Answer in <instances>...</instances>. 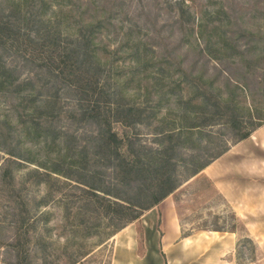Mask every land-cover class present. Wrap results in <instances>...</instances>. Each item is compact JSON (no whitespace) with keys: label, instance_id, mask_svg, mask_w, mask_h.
Returning <instances> with one entry per match:
<instances>
[{"label":"rangeland","instance_id":"rangeland-1","mask_svg":"<svg viewBox=\"0 0 264 264\" xmlns=\"http://www.w3.org/2000/svg\"><path fill=\"white\" fill-rule=\"evenodd\" d=\"M14 1L0 0V15L20 25L5 29L12 44L0 56L9 67L0 72V264H69L76 251L83 255L76 264H110L115 224L103 210L90 203L84 221L74 224L81 174L64 153L96 170L101 187L114 179L106 157L94 156L96 121L103 120L80 116L77 99L91 98L93 90L97 111H106L115 91L124 107H139L129 125L113 128L145 149L159 145L162 132L175 131L202 96L212 107L232 93L242 106L233 111L237 123H227L231 114L222 111L204 126L208 137L174 145L172 158L181 153L186 161H177L173 177L182 179L192 153L202 151L199 162L246 129L245 107L264 111V0H19V11L32 9L35 21L10 15ZM36 30L38 38H31ZM81 32L89 33L90 65L81 51L64 53ZM42 96L35 125L39 107L32 113L33 106ZM168 140L173 137L162 142ZM59 157L64 160L54 166ZM240 245L252 264H264L257 244L243 238Z\"/></svg>","mask_w":264,"mask_h":264},{"label":"crops","instance_id":"crops-1","mask_svg":"<svg viewBox=\"0 0 264 264\" xmlns=\"http://www.w3.org/2000/svg\"><path fill=\"white\" fill-rule=\"evenodd\" d=\"M264 252V122L111 237L110 264H252Z\"/></svg>","mask_w":264,"mask_h":264},{"label":"trees","instance_id":"trees-1","mask_svg":"<svg viewBox=\"0 0 264 264\" xmlns=\"http://www.w3.org/2000/svg\"><path fill=\"white\" fill-rule=\"evenodd\" d=\"M23 1L26 2L27 0ZM14 2L16 6L10 9V15L12 12H19L24 21H35L39 19L38 15L32 12V5L29 7L31 11L23 9L20 12L19 8H17V5L20 4L19 0H15ZM27 2V4H32L29 0ZM11 27L20 29L19 23L11 20L7 15H0V56L3 53L2 48L6 51L11 47L12 36L5 32V29L8 30ZM25 34L29 35L28 31H25ZM88 34V32H81L74 43H66L64 46L65 56H70L72 53L78 55L79 51H81L82 59L84 58L86 60V58H88L89 61L87 64L90 65L92 57L94 56L91 49L92 47L90 45L88 47L90 41ZM31 38H38V30L31 33ZM79 41H81L82 44ZM0 67L2 68L0 72L9 69L2 61L0 62ZM1 74L3 73H0V84L3 83L5 76ZM9 82H11V80H9ZM90 93L91 98L82 99L79 97L77 99L76 104L79 106L78 112L81 114L80 116L85 115L90 118L98 115L96 117L103 120L102 122L96 121L97 130L95 132V137L97 142L94 146V156L96 159H102L103 156L106 157V166L113 172L114 179L107 181L106 188H103L97 183L98 177L96 170L85 167L84 164L77 161L74 156L68 157L70 156L68 152L64 153V158L67 156L69 160L67 163H69L70 166L78 168L77 171L81 174L75 178L77 187L81 186V193L75 211L78 222L74 224L78 226L84 221L81 214L88 211V206L91 203L93 204V209L96 211H98L97 208L103 210L100 214L106 216L107 223L115 224L109 235H112L127 222L137 218L143 210L157 204L183 180L203 168L208 162L226 150L230 144L247 137L256 127L264 122V111L258 114L257 112H259V109L254 105L253 107H245L247 115H245L244 120L241 118V121L248 122L246 129L235 137L236 139L233 142L207 155L205 159L199 162L198 159L202 151L200 150L199 152L195 151L192 153L190 156L193 157L190 171L182 179H175L173 177L175 164L178 160L182 163H185L186 160L181 153H177L180 159L172 158L171 152L174 145L187 140L191 142L195 140L200 141L204 135L208 137L210 131L205 130L204 126L209 124L212 119L215 120L220 115H223L222 111L229 110L225 115L231 114L230 117H225L228 121L227 123H237L238 119L233 111L237 108H242V106L238 104L239 100H237L232 93H228L222 106L213 104L211 107L210 104H207L206 96H202V100L198 107L199 109L197 108L188 112L189 115L183 114L180 119H177L179 124L175 131L171 128L166 131L165 134L162 132L159 145L156 147H146L144 149L142 145H134V141L129 137L126 131L118 132L113 128L114 122L120 124L122 127L129 125L133 119L132 110L135 112L140 108L137 106L134 107L132 104H125L124 107V104L119 101L118 95L115 91H112V95L109 94L113 99L112 108L99 112L97 110L100 107V97H98L97 93L93 90H90ZM46 99L47 97H39L38 102H35L36 104L33 106L34 111L32 113L36 112L39 107V112L32 121L35 125L38 123L37 118L45 106ZM209 108L210 111H208ZM47 114L49 115L50 113L48 112ZM44 116L45 118H50L53 115L51 114V116L47 117L45 113ZM164 136L169 138L173 137V140H168L167 143H163L162 139ZM64 158L61 159V157H59L53 165L56 166V164H58L60 160H64ZM52 170L55 171L57 168L52 167ZM100 192L101 194L99 195ZM82 256L77 251L74 252L70 255L69 260L71 262L69 264L78 263Z\"/></svg>","mask_w":264,"mask_h":264}]
</instances>
